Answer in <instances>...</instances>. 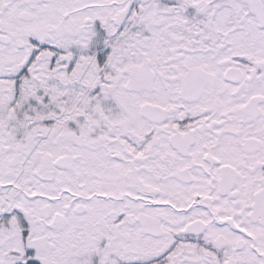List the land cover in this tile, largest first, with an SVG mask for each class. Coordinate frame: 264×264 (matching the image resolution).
Instances as JSON below:
<instances>
[{"label": "snow or ice", "instance_id": "snow-or-ice-1", "mask_svg": "<svg viewBox=\"0 0 264 264\" xmlns=\"http://www.w3.org/2000/svg\"><path fill=\"white\" fill-rule=\"evenodd\" d=\"M0 264H264V0H0Z\"/></svg>", "mask_w": 264, "mask_h": 264}]
</instances>
